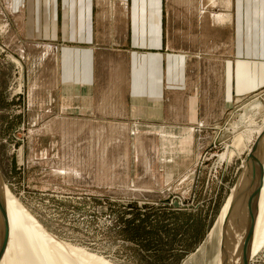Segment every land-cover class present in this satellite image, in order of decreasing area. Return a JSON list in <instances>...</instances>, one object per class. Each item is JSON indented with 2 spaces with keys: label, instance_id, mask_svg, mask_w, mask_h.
<instances>
[{
  "label": "crops",
  "instance_id": "0c3cea01",
  "mask_svg": "<svg viewBox=\"0 0 264 264\" xmlns=\"http://www.w3.org/2000/svg\"><path fill=\"white\" fill-rule=\"evenodd\" d=\"M4 5L0 26L22 28L24 73L41 75L58 119L139 140L168 177L189 172L227 111L264 89V0Z\"/></svg>",
  "mask_w": 264,
  "mask_h": 264
},
{
  "label": "rangeland",
  "instance_id": "374dc122",
  "mask_svg": "<svg viewBox=\"0 0 264 264\" xmlns=\"http://www.w3.org/2000/svg\"><path fill=\"white\" fill-rule=\"evenodd\" d=\"M14 26H0V174L44 232L69 247L64 263L217 264L220 242L211 232L264 129V110L250 111L256 99L264 104V89L227 111L189 172L168 177L154 153L149 162L140 153L139 140L112 137L117 133L102 132L101 124L59 120L37 84L41 75L24 73L22 28ZM143 142L151 152L157 140ZM257 172L263 182L264 169ZM12 241L2 238L0 246L21 251ZM26 242L20 255L32 252ZM249 264H264V245Z\"/></svg>",
  "mask_w": 264,
  "mask_h": 264
},
{
  "label": "bare ground",
  "instance_id": "6f19581e",
  "mask_svg": "<svg viewBox=\"0 0 264 264\" xmlns=\"http://www.w3.org/2000/svg\"><path fill=\"white\" fill-rule=\"evenodd\" d=\"M14 57L11 59L18 65L19 61ZM261 100L256 99L252 102L250 111L259 113L264 110V104ZM258 137L260 138L256 143L258 146L255 148L251 159L244 166V172L239 178L237 187L231 192L223 207L215 228L216 231L211 232L212 237L218 235V242H220L217 264H249L252 257L264 245V181L262 182L259 177L262 174L259 173L257 176L258 172L255 173V171L264 169V129ZM228 148L227 156L234 150L231 145ZM182 200L179 199L181 203ZM2 210L4 211L0 213V239L4 238L5 241H9L10 245L12 239L14 245L19 246L21 253L27 248L24 244L26 241H23L26 239L32 252L24 253L27 256L22 258L24 254L20 255L21 253L14 251L13 246L12 248H5L8 245H1L0 264H20V261L23 263L25 261L24 264H58V260L65 264L62 258H68L64 255V250L69 247H61L59 242L51 237L52 235L49 236V233L47 235L43 226L41 224L40 226L37 220L29 214L5 184L0 193V211ZM43 232L47 237L44 236ZM22 238L24 239L22 240ZM47 241L51 243L47 244V249H45L44 244ZM28 255L30 256L28 257ZM73 263L75 264V262Z\"/></svg>",
  "mask_w": 264,
  "mask_h": 264
},
{
  "label": "water",
  "instance_id": "95a60500",
  "mask_svg": "<svg viewBox=\"0 0 264 264\" xmlns=\"http://www.w3.org/2000/svg\"><path fill=\"white\" fill-rule=\"evenodd\" d=\"M259 137L256 139V141H255V143H254V145H253V147H252V149H251V152L249 153V155H248V157H247V162H246V164L248 163V161L251 159V156L254 154V150H255V148L258 146L256 143H258V141H259ZM229 149V148H228ZM229 151V150H228ZM3 185H4V182H3V180H2V178L0 177V193H1V188L3 187ZM173 205L175 206V207H179L180 206V204L178 203V202H173Z\"/></svg>",
  "mask_w": 264,
  "mask_h": 264
}]
</instances>
